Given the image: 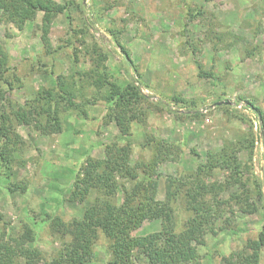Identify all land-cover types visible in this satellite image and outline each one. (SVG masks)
<instances>
[{
  "label": "rangeland",
  "instance_id": "1",
  "mask_svg": "<svg viewBox=\"0 0 264 264\" xmlns=\"http://www.w3.org/2000/svg\"><path fill=\"white\" fill-rule=\"evenodd\" d=\"M74 2L69 12L71 19L59 14L52 22L50 53L41 39V12L20 30L1 20L0 9V49L7 54L12 74V89L0 110L11 117L14 126L3 141L12 154V171L5 177L2 173L8 170L0 167V211L4 216L0 221V242L13 245L24 221L42 207L64 222L80 217L95 195L70 200L77 191L74 179L81 166L89 157L107 158L114 144L119 148L126 142L132 143V163L147 161L152 156L146 145L149 134L176 141L182 148L175 160L158 167L162 175L158 178L157 199H163L167 175L195 169L208 151L220 149L226 140L243 138L252 123L256 141L251 169L245 168V174L258 177L264 193L263 130L254 109L257 106L264 112V0ZM103 6L108 8L103 10ZM110 30L117 33L130 52L137 72L128 67ZM99 49L109 53L107 64L115 79H138L147 97L146 115L132 122L129 131L112 120L110 110L99 99L86 108L63 111L64 131L60 133L45 135L33 125L17 124L15 106L25 104L43 88L54 86L57 77L78 79L88 73L96 64ZM176 96L194 100L195 105L176 103ZM218 101L228 103L216 105ZM192 150L199 152L200 159ZM240 157L245 162L248 156L243 151ZM139 173L145 174L141 170ZM225 177L223 172H217L209 179L224 181ZM118 181L130 184L119 174ZM236 193L243 194L238 185L222 196L230 198ZM122 199L119 191L116 201ZM230 206L234 210L231 220L218 223L225 228L216 235H204L205 242L199 246L203 264H224L223 256L241 250L262 230L264 208L245 214L233 201ZM187 217L188 212L182 210L180 228ZM161 224L160 218L143 219L132 235L157 232ZM40 229L29 246L38 247L51 258L62 248L63 241L49 224ZM95 250L96 263L103 264L110 258L104 235L100 234ZM260 264H264V247Z\"/></svg>",
  "mask_w": 264,
  "mask_h": 264
},
{
  "label": "trees",
  "instance_id": "2",
  "mask_svg": "<svg viewBox=\"0 0 264 264\" xmlns=\"http://www.w3.org/2000/svg\"><path fill=\"white\" fill-rule=\"evenodd\" d=\"M74 0L64 3L56 0H0L1 20L14 24L22 30L28 20H34L42 13L41 39L44 47L50 49V32L53 20L59 14L71 19L70 7ZM81 11V4H77ZM102 8V7H101ZM108 6H103L106 10ZM116 44L127 60L128 67L136 72L137 67L130 52L122 45L117 33ZM223 39L222 35L219 36ZM47 50V53H50ZM75 50V55H76ZM95 66L78 77H57L55 85L43 88L25 104L15 106L14 119L17 124L33 125L40 133L49 135L63 130V111L86 108L96 99L101 100L110 110L112 117L121 129L129 131L131 123L146 115L147 97L137 84L138 79L120 82L107 64L109 53L99 49ZM77 56V55H76ZM7 54L0 49V100L5 107L7 93L12 89L11 68ZM75 62H78L77 57ZM10 72V73H9ZM16 77V76H15ZM14 77V79H15ZM140 81V80H139ZM93 89V94L90 93ZM221 99V98H219ZM4 101V102H3ZM176 103L195 105L194 100L174 97ZM216 103V102H215ZM157 107V105L155 104ZM259 116L260 129L264 142V112L254 106ZM1 108V106H0ZM179 115V110L172 111ZM10 116L0 110V167L10 176L12 154L3 143L12 131ZM253 124L243 138L226 140L218 150H210L204 160H200L195 169L183 170L166 176V193L163 199H157L158 171L161 163L175 160L182 148L176 141L148 135L147 146L152 150L149 160H137L132 163V143L122 146L114 144L105 159L89 157L84 163L74 185L77 191L70 196L71 201L84 200L90 193L94 199L80 217L64 222L60 216L52 215L43 208L24 221L23 230L13 245L0 242V264H98L96 263V244L100 234L107 241L110 258L103 264H203L199 246L205 242L206 233L217 234L225 226L219 222H228L234 214L231 201L242 213L252 214L264 208V193L261 180L246 176L245 168L250 170L254 155L255 132ZM245 151V162L240 154ZM200 159V154L192 150ZM143 171L144 176L139 171ZM217 172L225 174L224 181L209 178ZM118 174L127 182H119ZM236 185L243 194H234L223 198ZM119 191L123 193L121 202L116 201ZM263 203V204H262ZM188 212L184 227L180 228V213ZM160 218L161 229L144 236L135 237L133 230L143 219ZM4 216L0 211V221ZM49 224L53 232L63 241V246L51 255L45 256L38 247H31L39 235L41 226ZM217 225V228H216ZM264 247V225L257 238L248 240L241 250L223 256L224 264H260V254Z\"/></svg>",
  "mask_w": 264,
  "mask_h": 264
},
{
  "label": "water",
  "instance_id": "3",
  "mask_svg": "<svg viewBox=\"0 0 264 264\" xmlns=\"http://www.w3.org/2000/svg\"><path fill=\"white\" fill-rule=\"evenodd\" d=\"M223 103H228L227 101H218V102H216L215 104L216 105H221V104H223Z\"/></svg>",
  "mask_w": 264,
  "mask_h": 264
}]
</instances>
